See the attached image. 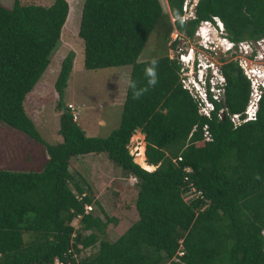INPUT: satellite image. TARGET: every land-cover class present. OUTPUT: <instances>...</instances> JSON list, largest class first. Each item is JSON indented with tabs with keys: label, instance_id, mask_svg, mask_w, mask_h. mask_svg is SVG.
I'll return each instance as SVG.
<instances>
[{
	"label": "trees",
	"instance_id": "obj_1",
	"mask_svg": "<svg viewBox=\"0 0 264 264\" xmlns=\"http://www.w3.org/2000/svg\"><path fill=\"white\" fill-rule=\"evenodd\" d=\"M166 1L168 12L160 0L83 1L84 68L130 65L131 79L146 87L143 70L153 58L138 57L155 33V50L162 47L154 57L159 81L139 100L126 86L119 125L106 137L91 136L63 102L75 59L69 51L54 82L57 143L40 136L25 102L59 45L69 2H0V123L38 140L47 153L38 167L0 168V264H264V90L255 118L235 125L231 117L245 116L251 86L238 62L228 61L224 116L215 100V109L202 115L179 81L176 58L167 54L172 31L192 38L213 16L235 42L264 37V0H198L189 18L184 0ZM136 130L154 169L130 154ZM101 152L136 178L137 219L113 241L106 229L116 216L102 211L101 217L92 186L70 170L72 157ZM87 248L93 251L81 254Z\"/></svg>",
	"mask_w": 264,
	"mask_h": 264
},
{
	"label": "rangeland",
	"instance_id": "obj_2",
	"mask_svg": "<svg viewBox=\"0 0 264 264\" xmlns=\"http://www.w3.org/2000/svg\"><path fill=\"white\" fill-rule=\"evenodd\" d=\"M22 4H40L47 6L53 0H20ZM84 0H68L69 13L63 25L58 47L51 55L49 66L44 71L39 81L28 94L25 108L29 117L34 121L40 136L47 142L57 143L61 141L59 134L60 110L57 108L58 93L54 82L57 77L62 59L69 51L75 53L73 71L71 72L64 91L63 102L69 108L74 106L78 114L77 123L86 134L106 137L120 123L121 105L125 98L126 84L123 80L118 83V74H127L130 65L89 70L84 68V48L82 39L78 36L81 9ZM6 6H11L13 0H0ZM163 10L169 11L166 0H160ZM174 34V33H173ZM172 34V36H173ZM169 39L167 40V54L172 55ZM157 37L151 34L147 40L138 61L152 59L162 52L159 46L155 50ZM184 46L198 47L194 39L186 38ZM259 51L257 58L251 59V63L264 67V45L256 44ZM197 55V51L195 52ZM158 55V56H159ZM223 55L219 54V57ZM224 59V58H220ZM136 130L130 138L129 150L135 156L139 155L140 147L145 149L144 135ZM145 155V153H143ZM47 155L43 144L38 140L28 137L25 133L12 129L0 123V168L16 167L29 169L38 167ZM140 156V155H139ZM145 159V158H144ZM147 169H154L144 160ZM70 170L78 176L82 174L92 186L95 200L101 208L93 205L101 217L102 211L109 216H116L117 223H110L106 229V237L113 241L125 231L136 219L134 198L137 191L136 178L125 175L122 170L110 161L104 152L88 153L72 157ZM113 190H117L114 193ZM90 209L89 206L86 207ZM74 225L78 224L75 219ZM97 246V245H95ZM96 248V247H95ZM93 248H87L81 254H89Z\"/></svg>",
	"mask_w": 264,
	"mask_h": 264
},
{
	"label": "built area",
	"instance_id": "obj_3",
	"mask_svg": "<svg viewBox=\"0 0 264 264\" xmlns=\"http://www.w3.org/2000/svg\"><path fill=\"white\" fill-rule=\"evenodd\" d=\"M197 1L198 0H184L183 18H189L194 15ZM172 20L174 21V18H172ZM213 20H215L217 24V30L214 40H212V37L210 38L212 43L205 41L206 38H209L208 35H206L203 40L197 41L194 38L199 35L200 31L210 29L212 26L211 20L201 21L192 38L181 35L177 30L172 31L169 45L175 39L179 41L174 48L170 47L173 52L169 57L171 59L176 58L177 63L180 65L178 70L179 81L182 87L186 89L197 102L198 112L208 116L216 107L213 101L215 100L221 105L217 111L219 117H223L224 111L226 110V107L223 105L226 78L222 71V66L228 61L236 60L242 68L243 73L249 79L251 86V96L244 111L245 116L241 118V114L237 113L233 114L231 117L234 124L237 125L242 121L255 118L257 103L264 90V79L260 78V76L264 77V67L251 63V59L260 55L259 51L256 50V44L264 45V37L257 40L244 39L235 42L228 37L224 25L219 18L213 16ZM186 38L195 40L196 47H198L196 50L197 55L195 54L196 51H194L195 47L184 46L183 41ZM219 54L223 56L219 57ZM69 109L72 113L73 120H77L78 114L74 110L72 104H69ZM204 136L206 139H209L210 135L205 131Z\"/></svg>",
	"mask_w": 264,
	"mask_h": 264
},
{
	"label": "clouds",
	"instance_id": "obj_4",
	"mask_svg": "<svg viewBox=\"0 0 264 264\" xmlns=\"http://www.w3.org/2000/svg\"><path fill=\"white\" fill-rule=\"evenodd\" d=\"M219 20L221 21L220 18H219ZM211 22H212V26L210 27V29L200 31L199 35L194 37L197 41L205 39V36L208 35L209 38H206L205 41L212 43V40H214V37L216 36L215 32L217 30V24L215 23V20H213V19L211 20ZM221 23L223 24L222 21H221ZM197 28H198V26L196 27V29ZM224 28H225V26H224ZM194 35H195V33H194ZM211 37H212V40L210 39ZM201 44H202V41H201ZM158 65H159V61L155 58H153L152 60L147 62V66L143 70L144 77L147 81L146 87H138L137 81L131 79V77L128 76L127 74H118L119 79H118L117 83L120 80H123L124 83L126 84V86L132 90V98L134 100H139L148 91L149 88L155 87V85L158 83V81H159ZM260 78L264 79L263 76H260ZM257 178H259V177H257Z\"/></svg>",
	"mask_w": 264,
	"mask_h": 264
},
{
	"label": "bare ground",
	"instance_id": "obj_5",
	"mask_svg": "<svg viewBox=\"0 0 264 264\" xmlns=\"http://www.w3.org/2000/svg\"><path fill=\"white\" fill-rule=\"evenodd\" d=\"M142 146L140 147V151L141 152H139V155H140V158L138 159L139 160V162H140V164H144L145 165V162H144V154L143 153H145L144 152V150H142ZM148 165V164H147Z\"/></svg>",
	"mask_w": 264,
	"mask_h": 264
},
{
	"label": "water",
	"instance_id": "obj_6",
	"mask_svg": "<svg viewBox=\"0 0 264 264\" xmlns=\"http://www.w3.org/2000/svg\"><path fill=\"white\" fill-rule=\"evenodd\" d=\"M130 154H132L131 152H130ZM140 158V156L138 155V156H135L134 157V162L136 163V164H138V165H140V166H142L141 164H140V162H139V159ZM144 158L146 159V156L144 155ZM144 159V160H145ZM143 167V166H142ZM144 168V167H143ZM146 169V168H145Z\"/></svg>",
	"mask_w": 264,
	"mask_h": 264
},
{
	"label": "crops",
	"instance_id": "obj_7",
	"mask_svg": "<svg viewBox=\"0 0 264 264\" xmlns=\"http://www.w3.org/2000/svg\"><path fill=\"white\" fill-rule=\"evenodd\" d=\"M140 135H142V134L140 133Z\"/></svg>",
	"mask_w": 264,
	"mask_h": 264
},
{
	"label": "flooded vegetation",
	"instance_id": "obj_8",
	"mask_svg": "<svg viewBox=\"0 0 264 264\" xmlns=\"http://www.w3.org/2000/svg\"><path fill=\"white\" fill-rule=\"evenodd\" d=\"M257 58V57H256Z\"/></svg>",
	"mask_w": 264,
	"mask_h": 264
}]
</instances>
